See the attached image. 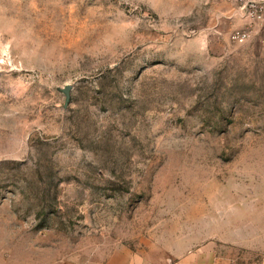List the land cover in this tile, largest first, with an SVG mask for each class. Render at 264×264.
I'll return each instance as SVG.
<instances>
[{"label":"rangeland","instance_id":"rangeland-1","mask_svg":"<svg viewBox=\"0 0 264 264\" xmlns=\"http://www.w3.org/2000/svg\"><path fill=\"white\" fill-rule=\"evenodd\" d=\"M245 26L232 0H0V263L264 264Z\"/></svg>","mask_w":264,"mask_h":264},{"label":"built area","instance_id":"built-area-1","mask_svg":"<svg viewBox=\"0 0 264 264\" xmlns=\"http://www.w3.org/2000/svg\"><path fill=\"white\" fill-rule=\"evenodd\" d=\"M238 3L245 17L246 26L231 34L232 40L250 38L259 28L264 27V0H232Z\"/></svg>","mask_w":264,"mask_h":264},{"label":"water","instance_id":"water-1","mask_svg":"<svg viewBox=\"0 0 264 264\" xmlns=\"http://www.w3.org/2000/svg\"><path fill=\"white\" fill-rule=\"evenodd\" d=\"M70 88H71V85H66L64 88H63V91L65 92L66 94V104L69 102L70 100Z\"/></svg>","mask_w":264,"mask_h":264},{"label":"crops","instance_id":"crops-1","mask_svg":"<svg viewBox=\"0 0 264 264\" xmlns=\"http://www.w3.org/2000/svg\"><path fill=\"white\" fill-rule=\"evenodd\" d=\"M0 264H10V263H9V262H5V261H4L3 263H0Z\"/></svg>","mask_w":264,"mask_h":264}]
</instances>
